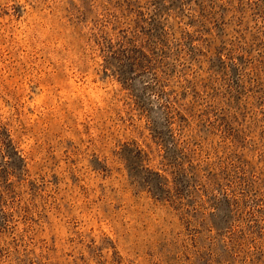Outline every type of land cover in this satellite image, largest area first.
<instances>
[{"label": "rangeland", "instance_id": "374dc122", "mask_svg": "<svg viewBox=\"0 0 264 264\" xmlns=\"http://www.w3.org/2000/svg\"><path fill=\"white\" fill-rule=\"evenodd\" d=\"M0 264H264V0H0Z\"/></svg>", "mask_w": 264, "mask_h": 264}]
</instances>
